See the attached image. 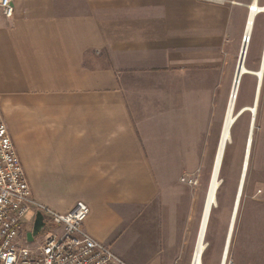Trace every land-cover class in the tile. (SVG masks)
<instances>
[{"label": "crops", "instance_id": "obj_1", "mask_svg": "<svg viewBox=\"0 0 264 264\" xmlns=\"http://www.w3.org/2000/svg\"><path fill=\"white\" fill-rule=\"evenodd\" d=\"M254 2L13 0L0 109L32 195L61 213L84 201V230L129 264H172L180 155L196 151L220 56Z\"/></svg>", "mask_w": 264, "mask_h": 264}, {"label": "rangeland", "instance_id": "obj_2", "mask_svg": "<svg viewBox=\"0 0 264 264\" xmlns=\"http://www.w3.org/2000/svg\"><path fill=\"white\" fill-rule=\"evenodd\" d=\"M244 28L245 25L238 41L233 42L232 47L228 49L231 56L226 58L220 56V64H218L220 81L212 97L208 99L207 120L199 123L203 125L201 133L197 128L196 135L200 140L194 148L195 153L180 155L181 161L187 157V165L185 170L181 169V175L178 177L179 184L184 187V190H180V202L175 218L174 233L178 237L179 244L175 249V255L173 250L172 264H192L218 142L235 81L236 66L244 40ZM263 41L264 14L261 13L253 25L245 60V66L250 71H256L259 68ZM210 65L205 64L204 67L214 69V65ZM256 84L257 77L252 73L244 74L239 84L233 110L234 124L230 131V140L223 153L216 205L209 216L201 264H221L252 120V143L248 167L225 264H264V71L256 102V113L253 115L247 108L254 105ZM197 119L200 118L197 117ZM187 123L189 125L191 121ZM184 124L188 131L189 126L185 122L179 123V127L182 135L188 137L182 129ZM194 125L196 127V123ZM175 126L176 124L171 122L172 136H175L173 132ZM40 192L47 199L50 198L49 190L40 189ZM32 197L38 201L33 195ZM33 216L34 212L30 211L23 219L25 230L32 229ZM41 233L42 231L39 234ZM39 234L37 238L41 237ZM36 245V242L29 243V246ZM142 249V251H147L146 248ZM142 251L128 250V255L130 258L142 261Z\"/></svg>", "mask_w": 264, "mask_h": 264}, {"label": "built area", "instance_id": "obj_3", "mask_svg": "<svg viewBox=\"0 0 264 264\" xmlns=\"http://www.w3.org/2000/svg\"><path fill=\"white\" fill-rule=\"evenodd\" d=\"M0 12L12 17L13 0H0ZM30 211L33 222L37 212L43 215L44 226L40 238L28 241L32 229L25 230L23 219ZM88 213L84 201L61 213L32 197L0 109V264H129L84 230ZM33 242L37 245L29 246Z\"/></svg>", "mask_w": 264, "mask_h": 264}, {"label": "bare ground", "instance_id": "obj_4", "mask_svg": "<svg viewBox=\"0 0 264 264\" xmlns=\"http://www.w3.org/2000/svg\"><path fill=\"white\" fill-rule=\"evenodd\" d=\"M250 6H251V9L249 13L248 23L246 25V29L244 32V36L247 38V40L246 39L243 40V46H242L244 53L241 54V58L243 57V62H242L241 67L238 70L237 76H235L236 78H238V74H239V79L237 83L235 81L233 84L230 102H229L228 111H227V116H226L223 129L221 132V136L218 142L216 157H215V161H214L212 172H211V178H210V182H209V186L207 190L206 200H205V204H204L202 215H201V221H200L199 231L197 235V243H196L195 251L193 254L192 264H201L202 253L204 250V238H205V234L207 230L210 213L212 211V208L216 205V193L219 187L218 177L220 173V167H221L225 147L230 140V131L234 124L233 110H234V106L236 103L237 93H238L239 84H240L242 76L246 73H252L257 77L254 103L256 102L257 97L259 95V91H260L261 80H262L263 71H264V42H263V48H262L259 68L256 71H250L249 69H247L245 66V60H246L249 44L251 41L252 25L254 24L255 15L257 14L258 11H264V7L258 6V4H256L255 2L251 3ZM247 109L253 115H255L256 104L251 107H248ZM251 127H253V120L251 121L249 133H248V137L246 141V149H245V155H244V160H243V165H242L241 176H240L238 188H237L234 203H233V208H232V213L230 217L229 228H228L227 238H226L225 245H224L221 264H225L226 262L227 254L229 251V245H230V241L232 237V232L234 229L235 217H236V214L239 208L240 197H241L243 186H244V179H245V175H246V171L248 167L250 146L252 143V130L250 134V129H252Z\"/></svg>", "mask_w": 264, "mask_h": 264}, {"label": "water", "instance_id": "obj_5", "mask_svg": "<svg viewBox=\"0 0 264 264\" xmlns=\"http://www.w3.org/2000/svg\"><path fill=\"white\" fill-rule=\"evenodd\" d=\"M245 39L247 40V38L244 36V40ZM242 46H243V43H242ZM244 50H245V48H244ZM242 53H244L243 47L241 48L240 55H239V58H238V62H237V66H236V71H235V76H237L238 70L241 67L242 62H243V57L241 58V54ZM235 76H234V80L237 83L238 82V79H239V74H238V78H236ZM259 84H260V82H259ZM257 95H258V93H257ZM256 102H257V100H256ZM256 102L254 103V105L256 104ZM251 128H253V127H251ZM251 130L252 129H250V134H251ZM43 226H44L43 215L40 212H37L36 215H35V218H34L32 231H29V232L26 233L27 240L28 241H31L32 240V237L34 235H37L41 231V229H42Z\"/></svg>", "mask_w": 264, "mask_h": 264}]
</instances>
